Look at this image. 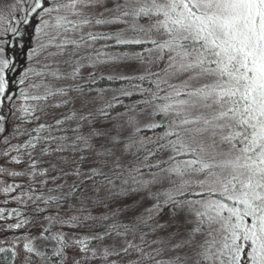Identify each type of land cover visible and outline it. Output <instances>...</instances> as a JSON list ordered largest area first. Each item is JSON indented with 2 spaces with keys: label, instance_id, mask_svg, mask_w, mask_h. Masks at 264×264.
Listing matches in <instances>:
<instances>
[{
  "label": "snow or ice",
  "instance_id": "6c2138e0",
  "mask_svg": "<svg viewBox=\"0 0 264 264\" xmlns=\"http://www.w3.org/2000/svg\"><path fill=\"white\" fill-rule=\"evenodd\" d=\"M0 177V264H264V0H0Z\"/></svg>",
  "mask_w": 264,
  "mask_h": 264
},
{
  "label": "rangeland",
  "instance_id": "374dc122",
  "mask_svg": "<svg viewBox=\"0 0 264 264\" xmlns=\"http://www.w3.org/2000/svg\"><path fill=\"white\" fill-rule=\"evenodd\" d=\"M0 179H5V178L0 177ZM6 179L9 183L12 182L11 177H7ZM2 186L3 185H0V187H2ZM2 199H3V197H2V195H0V200H2ZM16 206L17 205L14 202H10L8 205L0 204V207H5L7 210H11L12 207H16ZM11 222H13V221H9V223H11ZM11 235H12L11 233H5V232L0 231V239H4L5 237L11 238Z\"/></svg>",
  "mask_w": 264,
  "mask_h": 264
}]
</instances>
